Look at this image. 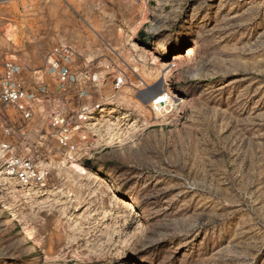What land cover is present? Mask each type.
<instances>
[{"label":"rangeland","instance_id":"rangeland-1","mask_svg":"<svg viewBox=\"0 0 264 264\" xmlns=\"http://www.w3.org/2000/svg\"><path fill=\"white\" fill-rule=\"evenodd\" d=\"M60 45L89 99L50 73ZM8 60L44 82L31 121L6 110L48 176L0 178V264H264V0H0ZM83 103L106 110L71 159L50 115Z\"/></svg>","mask_w":264,"mask_h":264},{"label":"built area","instance_id":"built-area-1","mask_svg":"<svg viewBox=\"0 0 264 264\" xmlns=\"http://www.w3.org/2000/svg\"><path fill=\"white\" fill-rule=\"evenodd\" d=\"M73 57L71 47L60 45L47 58L49 71L57 79L61 89L67 91L79 87V97L89 99L90 93L85 88H80V83L83 82L86 88H92L97 79L95 76L91 77L90 72H84L81 76ZM33 83L38 90H35ZM123 85V77L114 79V91H119ZM44 89L43 80L35 75L29 81L24 67L16 60L6 61L0 69V178L17 184L23 190L45 187L48 171L31 153L20 151L15 143L18 130L6 109L12 108L23 121H31L35 115L37 94ZM171 103L168 97L157 96L152 106L157 109L168 107ZM100 110H106L101 103H83L72 114L61 110L51 113L53 137L59 148L71 159L87 153L91 137L88 125Z\"/></svg>","mask_w":264,"mask_h":264},{"label":"bare ground","instance_id":"bare-ground-1","mask_svg":"<svg viewBox=\"0 0 264 264\" xmlns=\"http://www.w3.org/2000/svg\"><path fill=\"white\" fill-rule=\"evenodd\" d=\"M159 96H162V97H168L167 95H159ZM169 98V97H168ZM156 99V98H155ZM154 99V100H155ZM153 100V101H154ZM169 103H171V101H170V98H169ZM162 108H167L166 106L165 107H158L157 108V110H162ZM169 112V111H168ZM142 129H145V128H142ZM108 144H110L109 142H108ZM71 169H74L77 173H80V174H86V170L79 164V163H77V162H75V160H72V162H71V164H70V166H69ZM16 191H18L19 192V190H16ZM25 235H26V238H25V240H31V241H34V239H33V236H32V234H30L29 232H26L25 233Z\"/></svg>","mask_w":264,"mask_h":264}]
</instances>
